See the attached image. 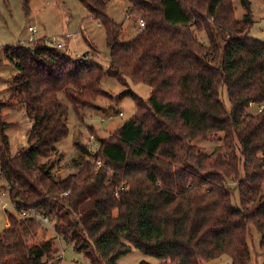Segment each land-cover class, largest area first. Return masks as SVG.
I'll return each mask as SVG.
<instances>
[{"label": "trees", "instance_id": "1", "mask_svg": "<svg viewBox=\"0 0 264 264\" xmlns=\"http://www.w3.org/2000/svg\"><path fill=\"white\" fill-rule=\"evenodd\" d=\"M78 1L105 31L107 70L86 55L71 57L46 36L3 52L16 73L0 102V174L16 212H6L0 264H60L50 240L29 244L40 225L18 217L21 209L55 216L56 233L93 264H118L132 248L158 264H202L222 255L250 264V226L261 236L264 261V42L249 35L250 2L241 0L246 13L239 21L232 0H127L126 17L144 27L124 40L122 26L105 13L109 0ZM23 6L27 13L28 0ZM105 76L151 93L143 99L123 90L118 97H130L136 111L112 136L98 138L103 166L78 158V172L58 180L42 160L69 133V105L79 116L106 94ZM252 104L263 108L248 113ZM16 105L32 124L28 146L12 155V124L1 113ZM218 133L221 149L206 154L192 144ZM227 180L236 183L239 207Z\"/></svg>", "mask_w": 264, "mask_h": 264}, {"label": "rangeland", "instance_id": "2", "mask_svg": "<svg viewBox=\"0 0 264 264\" xmlns=\"http://www.w3.org/2000/svg\"><path fill=\"white\" fill-rule=\"evenodd\" d=\"M24 0H0V59L3 64L0 66V102L6 101L8 83L16 73L11 62L4 60L3 52L5 46L10 44H25L32 38L46 36L54 41L63 39L67 53L75 58H83L85 61L99 63L104 70H107L110 63L109 47L105 40V31L101 23L89 15L88 10L78 0H28L27 13L23 6ZM235 7V17L242 20L246 13L241 0H232ZM253 24L249 35L264 42V0H248ZM130 7L127 0H109L105 13L123 28V39L133 38L139 31V18L126 17V10ZM35 27L36 32L31 33L28 27ZM195 37L202 43L207 44L206 36L202 31L191 28ZM69 34L66 37V34ZM65 38H68L64 40ZM102 88L106 92L103 96L97 97L92 106L83 110L77 116L69 105L67 124L69 133L55 147L53 154L42 160L50 173L58 180L78 172L76 160L83 158L90 161L96 167H102L103 161L96 156L99 147L98 138H108L126 121L131 119L136 111L134 101L130 97L120 98L118 95L129 88L136 95L147 99L151 93L148 86L144 84L122 85L116 78L105 76L102 79ZM62 98V96H60ZM226 105L228 101L223 97ZM248 113L257 114L258 106L252 104L246 110ZM122 113V115L120 114ZM2 120L12 124L6 131L9 141L10 152L16 155L21 148L27 147V132L31 127V120L28 118L25 109L16 105L2 110ZM90 136H93L91 139ZM222 133L209 136L206 139L193 141L197 150L209 154L215 149H221L223 145ZM2 180H0L1 183ZM227 187L232 192V204L240 206L236 183L227 180ZM6 212L15 214V210L4 202L0 205V233L5 229L7 220ZM54 217L55 216H51ZM56 219V218H55ZM68 220L77 221L75 214H68ZM35 235L29 239L30 245L39 244L41 241L50 240L56 249V257L60 258V264H93L91 259L76 252L71 243H68L58 235L52 224H40ZM248 245L251 253L250 264H263L262 248L260 247L261 236L259 232L250 226ZM146 261L150 264H158V260L141 253L132 248L131 252L121 256L118 264H138ZM202 264H231L228 256L222 255L210 261H203Z\"/></svg>", "mask_w": 264, "mask_h": 264}, {"label": "built area", "instance_id": "3", "mask_svg": "<svg viewBox=\"0 0 264 264\" xmlns=\"http://www.w3.org/2000/svg\"><path fill=\"white\" fill-rule=\"evenodd\" d=\"M139 27H144V22L141 19L139 20ZM28 31L31 33H35L36 29L35 27L30 26L28 27ZM65 36L68 37L69 34H66ZM62 41L63 39L61 40V42L52 40L51 43L58 47H64ZM262 108L263 106L258 107V111H261ZM120 114L122 115L121 112ZM90 138L92 139L93 136H90ZM0 180H2L0 183V205L3 204L4 202H7L14 210H16V204L10 199L9 189L4 181L2 174H0ZM17 216L20 218H32L36 223H40V224H52L55 221L54 217L47 216L40 212H35L30 209L28 210L21 209L19 212H17Z\"/></svg>", "mask_w": 264, "mask_h": 264}, {"label": "crops", "instance_id": "4", "mask_svg": "<svg viewBox=\"0 0 264 264\" xmlns=\"http://www.w3.org/2000/svg\"><path fill=\"white\" fill-rule=\"evenodd\" d=\"M68 34H70V33H68ZM69 37H70V36H69ZM66 39H68V38H65L64 40H66ZM67 46H68V43H67ZM67 46H66V47L64 46V47L67 49ZM8 226H9V222H8V220H6L5 228L8 227Z\"/></svg>", "mask_w": 264, "mask_h": 264}]
</instances>
